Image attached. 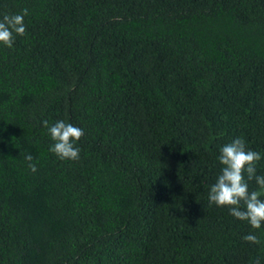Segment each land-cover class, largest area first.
<instances>
[{"label": "trees", "instance_id": "trees-1", "mask_svg": "<svg viewBox=\"0 0 264 264\" xmlns=\"http://www.w3.org/2000/svg\"><path fill=\"white\" fill-rule=\"evenodd\" d=\"M23 9L0 45V264H264V225L208 201L235 138L264 176V0H0V19ZM45 120L83 129L78 160Z\"/></svg>", "mask_w": 264, "mask_h": 264}, {"label": "clouds", "instance_id": "clouds-1", "mask_svg": "<svg viewBox=\"0 0 264 264\" xmlns=\"http://www.w3.org/2000/svg\"><path fill=\"white\" fill-rule=\"evenodd\" d=\"M27 15L28 10L23 9L20 14H5L0 19V45L12 48L16 36L26 35L24 18ZM42 123L53 141L49 151L61 161L78 160L80 149L76 145L84 134L83 129L63 120L51 126L46 120ZM24 159L28 162V168L35 172L37 169L32 163L33 157L26 154ZM260 159L261 154L246 149L244 140L239 137L222 146L218 160L223 167L208 194L210 206L214 204L217 207H228L234 218L246 221L254 230L261 229L264 225V199H261L264 197V176L255 175L256 164ZM251 180H255L258 190L249 191L248 181ZM243 239L251 244L260 243L254 233L245 235ZM255 264H260L259 259Z\"/></svg>", "mask_w": 264, "mask_h": 264}]
</instances>
